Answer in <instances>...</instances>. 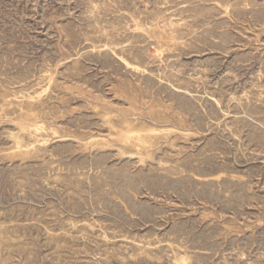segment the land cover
Returning a JSON list of instances; mask_svg holds the SVG:
<instances>
[{"label":"rangeland","instance_id":"rangeland-1","mask_svg":"<svg viewBox=\"0 0 264 264\" xmlns=\"http://www.w3.org/2000/svg\"><path fill=\"white\" fill-rule=\"evenodd\" d=\"M0 264H264V0H0Z\"/></svg>","mask_w":264,"mask_h":264},{"label":"bare ground","instance_id":"bare-ground-1","mask_svg":"<svg viewBox=\"0 0 264 264\" xmlns=\"http://www.w3.org/2000/svg\"><path fill=\"white\" fill-rule=\"evenodd\" d=\"M238 24V23H237ZM249 91V90H248ZM145 94V93H144ZM165 96V95H164ZM183 101V100H182ZM181 104V103H180ZM208 105V104H207ZM185 107V106H184ZM188 114V113H187ZM125 118V117H124ZM131 118V117H130ZM195 118V117H194ZM118 122V121H117ZM122 122V121H121ZM134 123V122H133ZM151 124V123H150ZM109 127V126H108ZM215 128V127H214ZM120 136L119 139H122V142L130 143L132 147L137 148L138 150L142 147H145L147 145V132L145 131H136L132 127V124L123 121L121 123V126L119 127V130L116 131ZM153 132V131H151ZM52 136V135H51ZM177 138V137H176ZM231 141V140H230ZM121 142V141H120ZM192 144V143H191ZM129 145V144H128ZM216 145V144H215ZM207 147V146H206ZM94 149V148H92ZM143 153V152H142ZM169 153V152H168ZM188 157V156H187ZM208 157V156H207ZM103 158V157H102ZM215 158V157H214ZM201 161V160H200ZM112 163V162H111ZM107 168V167H106ZM119 169V168H118ZM138 171V170H137ZM225 171V170H224ZM107 174V173H106ZM139 175V174H138ZM88 176V175H87ZM133 177V176H132ZM149 182V181H148ZM164 182V180H163ZM5 185V184H4ZM157 185V184H156ZM88 186V185H87ZM152 187V186H151ZM88 188V187H86ZM99 188V187H98ZM78 190V189H77ZM97 196V195H96ZM112 200V199H111ZM135 204V203H134ZM138 205V204H137ZM95 210V209H94ZM149 210V209H148ZM121 213V212H120ZM143 213V212H142ZM111 229V228H110ZM126 229V228H125ZM142 232V231H141ZM131 237V236H130ZM232 241V240H231ZM89 245V244H88ZM131 247V246H130ZM5 258V257H4Z\"/></svg>","mask_w":264,"mask_h":264}]
</instances>
